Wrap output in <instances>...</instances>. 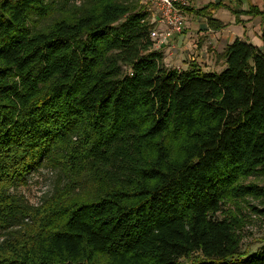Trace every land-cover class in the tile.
Segmentation results:
<instances>
[{"label": "trees", "instance_id": "1", "mask_svg": "<svg viewBox=\"0 0 264 264\" xmlns=\"http://www.w3.org/2000/svg\"><path fill=\"white\" fill-rule=\"evenodd\" d=\"M152 27L140 0H0V264H264L231 210L264 200V26L219 72L167 65Z\"/></svg>", "mask_w": 264, "mask_h": 264}, {"label": "crops", "instance_id": "2", "mask_svg": "<svg viewBox=\"0 0 264 264\" xmlns=\"http://www.w3.org/2000/svg\"><path fill=\"white\" fill-rule=\"evenodd\" d=\"M251 7L264 11V0H189L182 32L170 36L158 50L169 66L187 69L194 62L205 72H219L224 67L220 55L233 40L263 48L264 13L247 12ZM213 21L222 26L215 28Z\"/></svg>", "mask_w": 264, "mask_h": 264}, {"label": "rangeland", "instance_id": "3", "mask_svg": "<svg viewBox=\"0 0 264 264\" xmlns=\"http://www.w3.org/2000/svg\"><path fill=\"white\" fill-rule=\"evenodd\" d=\"M218 60L219 59H217V61ZM58 176L59 172L57 170H52L44 166L37 172L31 173L28 177L27 184L18 186L16 191L22 193L29 203L38 204L43 195L51 192ZM249 180L264 186L263 174H255L249 177ZM244 201H239L237 203L236 206L239 208L231 205V210L237 212L243 219V226L240 229V253L247 254L258 250V248L264 244V200L262 202L257 199H248L247 201L250 203ZM249 204H253L263 211L256 213L250 208Z\"/></svg>", "mask_w": 264, "mask_h": 264}, {"label": "built area", "instance_id": "4", "mask_svg": "<svg viewBox=\"0 0 264 264\" xmlns=\"http://www.w3.org/2000/svg\"><path fill=\"white\" fill-rule=\"evenodd\" d=\"M140 3L153 25L149 34L154 49H160L170 36L182 32L189 0H140Z\"/></svg>", "mask_w": 264, "mask_h": 264}]
</instances>
